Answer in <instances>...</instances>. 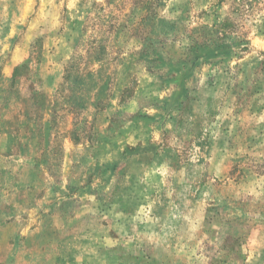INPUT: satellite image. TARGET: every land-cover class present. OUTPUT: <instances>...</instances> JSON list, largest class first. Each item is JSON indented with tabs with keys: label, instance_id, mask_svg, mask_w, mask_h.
Listing matches in <instances>:
<instances>
[{
	"label": "rangeland",
	"instance_id": "obj_1",
	"mask_svg": "<svg viewBox=\"0 0 264 264\" xmlns=\"http://www.w3.org/2000/svg\"><path fill=\"white\" fill-rule=\"evenodd\" d=\"M0 264H264V0H0Z\"/></svg>",
	"mask_w": 264,
	"mask_h": 264
}]
</instances>
